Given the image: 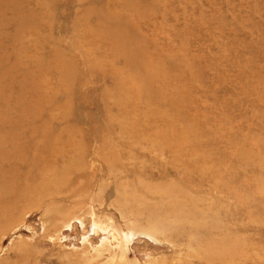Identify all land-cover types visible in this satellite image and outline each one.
I'll use <instances>...</instances> for the list:
<instances>
[{
	"label": "rangeland",
	"instance_id": "obj_1",
	"mask_svg": "<svg viewBox=\"0 0 264 264\" xmlns=\"http://www.w3.org/2000/svg\"><path fill=\"white\" fill-rule=\"evenodd\" d=\"M0 3V264H264V0Z\"/></svg>",
	"mask_w": 264,
	"mask_h": 264
},
{
	"label": "bare ground",
	"instance_id": "obj_2",
	"mask_svg": "<svg viewBox=\"0 0 264 264\" xmlns=\"http://www.w3.org/2000/svg\"><path fill=\"white\" fill-rule=\"evenodd\" d=\"M0 6H2V3H0ZM118 85V84H117ZM13 160V159H12ZM5 185V183L3 184V186ZM0 190H4V187H2V185H0ZM2 197V196H1Z\"/></svg>",
	"mask_w": 264,
	"mask_h": 264
}]
</instances>
